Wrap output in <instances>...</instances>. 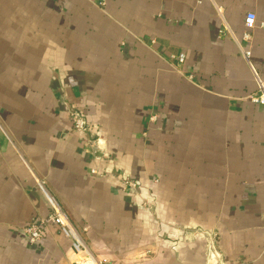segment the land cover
Instances as JSON below:
<instances>
[{
	"label": "crops",
	"instance_id": "0c3cea01",
	"mask_svg": "<svg viewBox=\"0 0 264 264\" xmlns=\"http://www.w3.org/2000/svg\"><path fill=\"white\" fill-rule=\"evenodd\" d=\"M100 1L0 0V264H264V0Z\"/></svg>",
	"mask_w": 264,
	"mask_h": 264
},
{
	"label": "built area",
	"instance_id": "2783aa9c",
	"mask_svg": "<svg viewBox=\"0 0 264 264\" xmlns=\"http://www.w3.org/2000/svg\"><path fill=\"white\" fill-rule=\"evenodd\" d=\"M106 0L100 1V6H105ZM244 25L246 29L245 38H250V33L252 30H254L257 26V15L253 12L247 13ZM250 53H246V57H249ZM185 62V55L181 54L178 56V63L184 64ZM73 125L76 131L82 133V134H88L90 132V126L86 120L85 115L82 111H73L71 113ZM93 141L91 144L92 147L95 146ZM38 186L44 196L46 197V200L50 206L51 213L47 219H35L30 224H28L24 229L22 230L23 235L29 240L32 244H43L44 238L46 235V231L48 229L49 224H55L59 226L61 232L72 241V247L75 252V255H77L82 262L88 261L89 258H91L90 250L86 242L84 241L82 235L80 232L74 227L72 224L69 216L67 213L63 210V208L59 205V203L56 201V199L50 194L45 181H38ZM123 187L125 189L132 188L136 189L137 184L127 179L123 181Z\"/></svg>",
	"mask_w": 264,
	"mask_h": 264
}]
</instances>
